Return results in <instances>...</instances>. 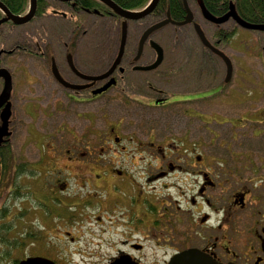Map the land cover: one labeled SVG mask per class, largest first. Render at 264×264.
Here are the masks:
<instances>
[{
    "label": "flooded vegetation",
    "instance_id": "1",
    "mask_svg": "<svg viewBox=\"0 0 264 264\" xmlns=\"http://www.w3.org/2000/svg\"><path fill=\"white\" fill-rule=\"evenodd\" d=\"M109 1L133 12L151 2L138 7L139 0ZM171 1L159 0L144 17L129 19L102 0H37L29 22L0 25V187L21 192L19 214L38 222L37 238L46 244L45 252L22 259L264 264V86L257 101L262 105L248 98L239 117L225 116L235 112L227 90L234 64L226 81V62L202 43L195 23L221 51V26L237 23H214L199 0H186L193 17L180 24L188 14L184 0L183 10L173 11ZM6 7L25 15L30 0L19 13ZM0 12V19L6 16ZM167 18L142 41L145 31ZM33 21L46 40H24ZM187 26L199 42L184 40ZM260 46L253 52L248 44L246 61L254 70L250 79L257 75L264 83V41ZM221 62L226 76L220 82ZM231 118L240 123L233 128L246 127L239 144L244 151L197 152L205 148L207 125ZM237 132L232 130L235 142ZM219 143L231 150L230 143ZM15 176L22 188L13 186ZM52 236L58 238L50 242Z\"/></svg>",
    "mask_w": 264,
    "mask_h": 264
},
{
    "label": "rangeland",
    "instance_id": "2",
    "mask_svg": "<svg viewBox=\"0 0 264 264\" xmlns=\"http://www.w3.org/2000/svg\"><path fill=\"white\" fill-rule=\"evenodd\" d=\"M51 22L54 23V21ZM39 23V21H33L32 23L27 25L28 31L24 35L28 38L24 40L33 41V38L38 39L40 41L46 40L44 39L43 34L40 32V29H37L39 27ZM201 24L203 25V28H205L206 31L210 32L213 30L212 24L202 20ZM232 25H234V23L231 21L227 24H224L223 26L227 27ZM5 26H7V24H5ZM9 29L10 27H5L4 31H7ZM15 29L18 30V28ZM183 33L185 34L183 35L185 41L196 43L199 42L197 37L193 34V30L190 26H187V29ZM251 34L256 35L255 37H251ZM16 36L17 35H14V37ZM263 37L264 31L248 30L246 28L239 27L238 32L233 37H231L230 41L228 43H222L223 45H221V47L225 50V53L232 59L234 64L233 77L229 82L230 85L228 86L227 90H230V98H228V105L233 106L234 104L233 108L235 109V112H233L232 110V113H226L225 116L227 117H239V113L241 110L244 109V106H246L248 98L253 99L254 102L256 101L255 104L257 108L258 105H262L261 102L257 101H259L258 97L263 90L264 83L261 77H258L257 75H255L254 79H250V74L254 70L252 71L251 66H247L246 60L249 56V54L247 56L248 44H250V46L252 45L253 47L251 48V51L256 52V50L261 47L260 45L262 44V41H264ZM96 38L97 40H99L98 36H96ZM52 40L57 41L58 37H54ZM205 55V57H209L215 60V56L211 53L206 52ZM216 60L214 62H216ZM218 65L220 74L219 81L221 82L226 76V68L224 63L222 62L218 63ZM223 98H225V95H223ZM207 111L209 110L207 109ZM208 116L211 115L207 114V117ZM225 116L221 117L224 118ZM233 118L230 119L229 123L224 125H217L213 122L207 125V128L210 129L212 132H219L220 137L215 136V134L213 133L214 138H212L213 136L211 135L209 130L206 129L205 148L204 150L197 149V152H204L206 153V155L213 154V156H225L229 154L232 155L237 154L239 152H243L245 147H242L239 144L243 143L245 140L246 127L244 126L240 128H233L240 125V123H237L236 120L232 122ZM43 130L46 129H42V131ZM232 130L238 131V135L236 136V142L232 137ZM220 141L230 143L231 150L227 149L222 143H219ZM33 158H38L36 152H34ZM30 165L40 167L38 166L37 162H30ZM35 166H33V169L36 168ZM29 173L31 175L34 174L33 171H30ZM33 179L34 177L31 176L30 180ZM13 181V186L17 185L15 186L17 188H22L24 186L21 177L15 176V178H13ZM25 184L29 186V182L27 183L26 178ZM3 185H8V182L4 183ZM6 187H0V261L2 264H16L27 254H31L33 252H45L46 244L37 238L38 231L36 230L37 228H34V226H37L38 222H26L25 220H23L24 216L22 219V215L19 214L21 207L18 205H21V203L19 202L21 198L16 199V196H21V192L18 190L14 194L8 193ZM29 191L33 193V196H35L34 192L36 191V187L31 184ZM10 200L15 201V205H13L14 211H16L17 208V212L14 219L10 218L12 211V204ZM31 202L32 206L36 205L33 199H31ZM97 227L99 228V226ZM54 237L56 239L58 238L56 236H52L49 241L54 242ZM2 255H5V257H3Z\"/></svg>",
    "mask_w": 264,
    "mask_h": 264
},
{
    "label": "water",
    "instance_id": "3",
    "mask_svg": "<svg viewBox=\"0 0 264 264\" xmlns=\"http://www.w3.org/2000/svg\"><path fill=\"white\" fill-rule=\"evenodd\" d=\"M103 2L107 3V4H111L113 7H115L114 9L121 15L125 16L126 18L129 19H140L142 17H144L145 15H147L148 13H150L158 4L159 0H152L151 3L143 10L138 11V12H133V11H125V10H121L119 8H117L116 4L109 1V0H102ZM186 9H187V16L186 19L181 22L180 24H186L191 22L192 17H193V13L192 11L189 9L188 7V3L186 0H184ZM199 4L202 10V13L204 15V17H206L208 20L217 23V24H222L226 21H228L229 19H233L239 26L246 28V29H254V30H262L264 31V24H258V23H251L249 21L244 20L237 12L236 10V6L235 4L232 2L230 4V9L228 12H226L224 15L216 17L215 15H213L209 10H207V8L205 7L204 3L202 0H199ZM116 5V6H115ZM0 9L3 10V12L6 14V16H4L3 18L0 19V25L6 21L11 20L12 22L16 23V24H23L26 23L28 21H30L36 11H37V0H30V9L29 12L25 15H15L13 14L7 7L6 5L0 0ZM170 19V17H169ZM169 19H165L162 20L156 24H154L153 26H151L147 31H145L143 37H142V41H144L147 36L149 35V33L153 30H156L164 25H166L169 22ZM195 31L197 33V35L199 36L200 40L202 41V43L209 47L210 49H212L213 51H215V53H217L225 62L227 65V76H226V81H228L233 73V63L231 61V59L225 54V52L221 51L220 49L215 48L211 42L209 41V39L207 38V36L205 35L204 30L202 29V27L198 24L195 23ZM125 34H126V27L123 28V40L122 43L124 44L125 41ZM123 51V48H122ZM121 51V53H122ZM121 56V55H120ZM119 56V58H120ZM118 63V60L116 61L115 64ZM3 74V70H0V75ZM8 90H11V82H10V77H9V82H7V85L5 86V92H7ZM19 264H53L52 262H50V260L40 257V256H31V257H27L26 259H23L19 262Z\"/></svg>",
    "mask_w": 264,
    "mask_h": 264
},
{
    "label": "trees",
    "instance_id": "4",
    "mask_svg": "<svg viewBox=\"0 0 264 264\" xmlns=\"http://www.w3.org/2000/svg\"><path fill=\"white\" fill-rule=\"evenodd\" d=\"M5 4L15 13H19L18 10L24 11L28 0H3ZM125 1V0H124ZM149 0H139L136 6L143 7ZM207 8L210 12L216 16L224 15L231 2L236 6L238 14L246 21L253 23H264V0H204ZM166 1H162V5L158 8L161 11V7H165ZM171 11L183 10L181 0H172L169 2ZM1 15V12H0ZM239 26L234 24L232 26H221L220 38L222 42L228 43L237 32ZM5 257V255H2ZM0 264L1 261H0Z\"/></svg>",
    "mask_w": 264,
    "mask_h": 264
}]
</instances>
